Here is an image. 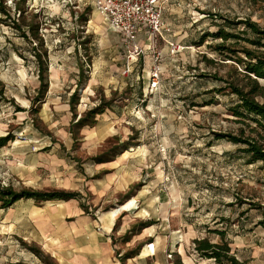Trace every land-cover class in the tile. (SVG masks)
Segmentation results:
<instances>
[{
	"label": "rangeland",
	"instance_id": "rangeland-1",
	"mask_svg": "<svg viewBox=\"0 0 264 264\" xmlns=\"http://www.w3.org/2000/svg\"><path fill=\"white\" fill-rule=\"evenodd\" d=\"M15 1L6 0L11 19L0 13V80L5 90L0 136L14 135V141L0 150V186L71 191L90 206L84 169H100L102 174L112 173L116 184L123 179L130 185L111 205L92 206L97 218L140 206L137 220L149 222L152 233L158 230L162 243L178 240L183 254L196 264L204 262L194 254L192 238L218 241V231L226 232L233 249L245 257L255 254L264 264V226L258 223L262 213L254 205L264 206V163H249L239 149L243 145L224 137L239 134L242 127L249 130L228 110L233 95L208 93L223 83L211 75L215 72L244 83L243 73L229 75L234 61L223 60L211 46L222 42L215 36L218 30L238 32L244 18L264 27V0H164L163 36L153 43L141 35L142 50L136 57L92 0H26L36 15L29 14L28 20L42 22L39 32L48 53L49 89L35 104L40 82L33 46H41L13 23L18 17ZM231 20L237 24L228 25ZM204 34L209 35L201 43ZM171 43L179 44L180 50L175 52ZM238 56L245 58L242 51ZM81 64L89 78L79 90L75 117L68 102ZM259 82L264 86V80ZM212 97L213 103L207 104ZM103 98L115 109L96 115L99 126L94 135H85L84 129L74 134L75 122ZM258 99L264 101V96ZM58 152L66 154V163L59 162ZM99 157L117 160V167L96 165ZM154 220L158 227L151 225ZM20 243L40 248L32 240ZM14 244L0 242V264ZM170 248L168 257L173 260L174 247ZM36 264L55 262L44 255Z\"/></svg>",
	"mask_w": 264,
	"mask_h": 264
},
{
	"label": "crops",
	"instance_id": "crops-1",
	"mask_svg": "<svg viewBox=\"0 0 264 264\" xmlns=\"http://www.w3.org/2000/svg\"><path fill=\"white\" fill-rule=\"evenodd\" d=\"M109 108L115 109L112 104ZM98 121L96 119L94 124L81 128L86 130L85 135H94L93 132L99 126ZM5 146L0 147V150ZM56 157L61 163L67 162L63 152H58ZM113 160L95 161V164L117 167V160ZM99 170L84 169V187L92 194L90 203L87 201L90 206L82 202L78 195L67 200L42 201L40 204L33 198L20 199L10 207H0V242L6 246L16 242L5 256L6 262L1 264H36L44 255L55 264H175L178 257L183 264H196L188 255L183 254L178 240L172 241L173 245H169V239L168 244L165 240L162 243L158 230L152 233L146 220H137L141 217L140 206L133 209L123 207L101 217L98 215L97 218L92 206L98 208L100 205H111L112 201L126 193L130 185V182L123 179L116 184L112 173L102 174ZM135 221H138L136 226L130 228ZM151 225L158 227V221L154 220ZM197 238L201 237H193L192 243ZM22 240L36 242L40 246L37 248L39 253L22 245ZM170 246L174 247L173 260L168 257ZM232 252L246 264H260L255 254L245 257L240 249L233 247ZM200 260L203 264H218L213 259Z\"/></svg>",
	"mask_w": 264,
	"mask_h": 264
},
{
	"label": "trees",
	"instance_id": "trees-1",
	"mask_svg": "<svg viewBox=\"0 0 264 264\" xmlns=\"http://www.w3.org/2000/svg\"><path fill=\"white\" fill-rule=\"evenodd\" d=\"M15 13L18 17L15 18L13 22L17 25L20 33L26 37L37 39L41 46V50L37 46H33L36 61H37V76L39 79V87L37 90V95L33 99V104L40 103L45 97L49 89V78H48V61H47V49L43 47L44 40L40 35V28L42 25L41 21H36L33 18L28 20V15L31 14L29 11L26 0H16L15 1ZM0 13H3L5 17L12 18L11 10L6 6V0H0ZM36 16L31 14V17ZM18 19V20H17ZM21 20L22 24H17V21ZM239 23L243 24L238 32H226L223 29L218 30L215 34L216 37H221L222 42L214 44L213 47L216 51L224 55L223 60H233L234 62L230 66L231 70L229 75L232 73H243V82L233 78H226L219 76L218 72L211 74L217 80L223 83L208 93H218L221 94L226 92L233 95V101L228 107L231 115L234 116L236 122L244 124L249 129L246 133L245 128L240 129L239 134L227 133L224 137L234 144L243 145L240 147V151L244 153L247 161L249 163L262 161L264 163V101H260L258 96H264V86L260 84V79H264V51L261 47H264V27L251 18H244ZM237 22L231 20L228 25H236ZM209 34H204L201 37V43H203ZM246 42L251 46L242 44ZM253 46V47H252ZM242 51L244 57L238 56V52ZM211 60H208L210 62ZM212 62V61H211ZM210 62V63H211ZM237 62V63H235ZM241 64L243 66H241ZM236 65H240L243 70H238ZM201 77L207 76L205 73H200ZM85 74L84 64L80 65V71L78 73L77 88L71 94L69 103L71 110L75 117H77L76 108L79 103V90L84 83L88 80ZM5 95V90L0 80V101ZM215 98L207 100V104L213 103ZM111 106V101H106L104 98L99 105L89 109L72 126V132L77 133L83 126L95 123L96 115L102 113L105 108ZM36 109V108H35ZM37 112L38 110H35ZM22 108L18 107L17 111H21ZM220 137V134H216ZM10 140H14V135L10 132L7 135L0 136V147L5 146ZM98 162L107 160V158H96ZM77 193L66 191V190H36L32 188L23 187L20 190H16L11 186L1 187L0 186V207L7 208L12 206L16 201L20 199L33 198L37 202L47 201V200H58V199H71L77 197ZM127 194L126 197H130ZM256 205L257 208L261 209L262 218L258 222L264 226V206ZM146 224L149 222H145ZM144 225V223L142 224ZM220 240L213 241L210 237L205 236L197 238L193 242V252L194 254L202 259H213L218 264H246V262L240 261L235 253L232 252L231 242L226 239V232L218 231ZM31 249L39 253V249L35 246H31ZM175 264H183L180 257L175 259Z\"/></svg>",
	"mask_w": 264,
	"mask_h": 264
},
{
	"label": "built area",
	"instance_id": "built-area-1",
	"mask_svg": "<svg viewBox=\"0 0 264 264\" xmlns=\"http://www.w3.org/2000/svg\"><path fill=\"white\" fill-rule=\"evenodd\" d=\"M94 9L106 19L113 31L119 32L129 46L131 57H136L142 50L139 37L145 35L149 42L155 43L158 36H163L164 0H92ZM174 51H179V44L171 43ZM157 69V68H156ZM155 69V72L158 70ZM158 74L153 75L152 85L157 84ZM168 256H171L169 254Z\"/></svg>",
	"mask_w": 264,
	"mask_h": 264
},
{
	"label": "bare ground",
	"instance_id": "bare-ground-1",
	"mask_svg": "<svg viewBox=\"0 0 264 264\" xmlns=\"http://www.w3.org/2000/svg\"><path fill=\"white\" fill-rule=\"evenodd\" d=\"M262 80H264V79H262ZM127 154H128V152H127Z\"/></svg>",
	"mask_w": 264,
	"mask_h": 264
}]
</instances>
